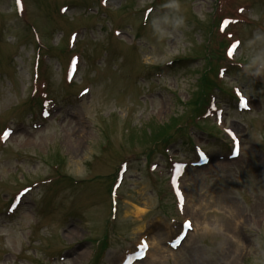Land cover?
Here are the masks:
<instances>
[{
	"label": "rangeland",
	"instance_id": "374dc122",
	"mask_svg": "<svg viewBox=\"0 0 264 264\" xmlns=\"http://www.w3.org/2000/svg\"><path fill=\"white\" fill-rule=\"evenodd\" d=\"M150 1L111 0L101 15L94 0H23L20 16L13 0H0V129H14L0 143V264H90L102 224L111 225L95 264H114L129 238L150 229V255L141 264H261L264 96L255 100L258 91L234 70L231 79L236 77L255 100L251 112L239 114L221 96L240 156L184 173L182 216L196 218L198 226L194 222L176 250L162 244L182 217L169 194L159 195L168 190L167 178H148L144 158L164 166L165 140L153 143L152 138L190 112L183 102L194 95L204 66L193 57L202 52L214 0H162L167 9L153 11L141 27V8ZM262 4L253 5L255 24L242 34L240 58H264V22L255 28L264 19ZM61 5L67 6L64 12ZM87 6L92 9L85 11ZM114 26L124 27L119 38L111 35ZM73 30L78 32L74 50L85 47V58L82 64L80 52L77 74L66 82L65 65L74 51L66 42ZM37 52L41 88L54 102L47 118L38 114L39 102L30 96ZM96 56L103 58L93 64ZM168 59H176L168 74L148 75ZM87 80L90 94L82 99L78 92ZM210 123L194 128L195 134L209 154L225 153L227 142ZM171 125L166 141L172 152L193 159L189 141ZM104 138L109 146L102 150ZM123 157L132 163L119 190L117 220L110 223L108 186ZM52 163H58L57 170ZM56 174L58 180L23 196L12 214L3 212L21 186ZM139 208L143 211L136 214Z\"/></svg>",
	"mask_w": 264,
	"mask_h": 264
},
{
	"label": "bare ground",
	"instance_id": "6f19581e",
	"mask_svg": "<svg viewBox=\"0 0 264 264\" xmlns=\"http://www.w3.org/2000/svg\"><path fill=\"white\" fill-rule=\"evenodd\" d=\"M89 94H90V91H89V93H88L85 97H87ZM10 138H11V137H10ZM239 156H240V155H239ZM216 163H219V162H215V163H213V162H209L207 166H210V165H212V164H216ZM207 166H206V167H207ZM142 211H143V209H142V208H139V209L136 211V214H139V213L142 212ZM193 220H195V221H194V222H195V225L198 226V221H196V218H193ZM207 227H208V225H205V226H204V229L207 230ZM167 233H168V232H166L165 234H167ZM190 235H191V234H188L187 237H189ZM187 237H186V238H187ZM150 239H151V238H150ZM185 241H186V239H185ZM185 241H184V242H185Z\"/></svg>",
	"mask_w": 264,
	"mask_h": 264
},
{
	"label": "trees",
	"instance_id": "16d2710c",
	"mask_svg": "<svg viewBox=\"0 0 264 264\" xmlns=\"http://www.w3.org/2000/svg\"><path fill=\"white\" fill-rule=\"evenodd\" d=\"M167 126H169V125H166V126L162 127V128L160 129L159 132L161 133V132L165 131V129L167 128ZM159 132L156 133V134H160ZM156 134H155V135H156ZM155 135H154V136H155Z\"/></svg>",
	"mask_w": 264,
	"mask_h": 264
}]
</instances>
